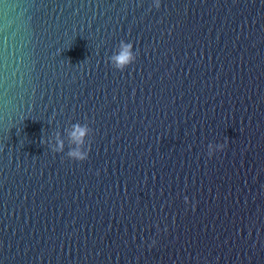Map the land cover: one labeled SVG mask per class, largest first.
Wrapping results in <instances>:
<instances>
[{"label":"water","instance_id":"95a60500","mask_svg":"<svg viewBox=\"0 0 264 264\" xmlns=\"http://www.w3.org/2000/svg\"><path fill=\"white\" fill-rule=\"evenodd\" d=\"M0 264H264V0H0Z\"/></svg>","mask_w":264,"mask_h":264},{"label":"clouds","instance_id":"9594fccd","mask_svg":"<svg viewBox=\"0 0 264 264\" xmlns=\"http://www.w3.org/2000/svg\"><path fill=\"white\" fill-rule=\"evenodd\" d=\"M129 45H123L121 50V55L119 57L114 58V60H118L119 63L117 64L118 67H122L124 63H127L131 60V53L129 51ZM76 130L71 135H73L77 140H80L83 133H86L87 129L83 126H75ZM59 146V142H58ZM209 151L211 153L212 147L210 146ZM75 155L79 156V158L83 159L85 154L84 153H76Z\"/></svg>","mask_w":264,"mask_h":264}]
</instances>
